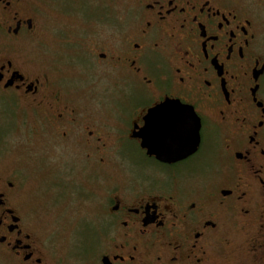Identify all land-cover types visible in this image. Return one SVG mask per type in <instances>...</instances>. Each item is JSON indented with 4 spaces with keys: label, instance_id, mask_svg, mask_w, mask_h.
<instances>
[{
    "label": "flooded vegetation",
    "instance_id": "flooded-vegetation-1",
    "mask_svg": "<svg viewBox=\"0 0 264 264\" xmlns=\"http://www.w3.org/2000/svg\"><path fill=\"white\" fill-rule=\"evenodd\" d=\"M2 149L0 264H264V0H0Z\"/></svg>",
    "mask_w": 264,
    "mask_h": 264
},
{
    "label": "rangeland",
    "instance_id": "rangeland-1",
    "mask_svg": "<svg viewBox=\"0 0 264 264\" xmlns=\"http://www.w3.org/2000/svg\"><path fill=\"white\" fill-rule=\"evenodd\" d=\"M47 42H50V41H47ZM27 55L30 58H37V57H43V58L45 57L46 58V57H49L50 54H49V51H44V50H40L37 48H32V49H29L27 51ZM31 152H33V151H25V150H21V151L14 150V151H12V150H5V149L0 150V153H2V154L6 153L5 158H6L8 164L13 163L14 160H16V159H18V160L21 159L22 168L25 171H27L28 169H31L32 166L34 165V159L32 158V154L30 155V157H28V155ZM137 170L139 172H142L141 167H138ZM53 181L54 180L44 181L41 188L44 186V184L47 186H51ZM31 185H33L32 182H31ZM70 185H71V187L69 189H74L73 183L72 184L70 183ZM52 193H53V198H55L58 195L59 191H58V189H56L53 186ZM33 205H36L35 200L33 202ZM75 230L76 229H74V227H67V228L55 229L52 231L56 233V235H57L56 241L61 248H65L69 244L71 245L74 238H75V240H77L78 238H85V239L92 238V235H90L88 232L89 230L83 231L82 234H80V232H81L80 230H76V231ZM4 262L6 264H9L8 263L9 260L7 258H4ZM0 263H1V261H0Z\"/></svg>",
    "mask_w": 264,
    "mask_h": 264
},
{
    "label": "water",
    "instance_id": "water-1",
    "mask_svg": "<svg viewBox=\"0 0 264 264\" xmlns=\"http://www.w3.org/2000/svg\"><path fill=\"white\" fill-rule=\"evenodd\" d=\"M173 109L184 110L185 111L184 114H183L184 118L195 117L196 116V114H195V112H194V110H193L192 107L185 106V105H182V104H179V105L175 106V103L172 102V101H170V102L166 101V102H164V103H162V104H160V105H158V106L150 109L148 116L149 117H152V116L160 115V114H162L161 112L163 110H173ZM199 130H200V123H198L194 128H191L190 130L183 129V131H180V135L182 133L184 135H186L188 133L189 134L190 133L193 134V137H194V140H193L194 146L192 147L191 150H196L197 147H198V145H199V142H200V133H199ZM149 150L150 151H155V149H153V148H149ZM161 152H162L161 149H158L157 150V153L158 154L161 153Z\"/></svg>",
    "mask_w": 264,
    "mask_h": 264
}]
</instances>
